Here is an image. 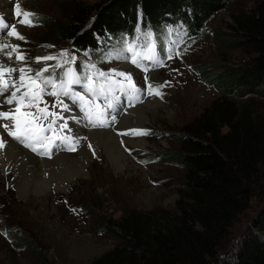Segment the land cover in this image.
<instances>
[{
    "label": "rangeland",
    "instance_id": "rangeland-1",
    "mask_svg": "<svg viewBox=\"0 0 264 264\" xmlns=\"http://www.w3.org/2000/svg\"><path fill=\"white\" fill-rule=\"evenodd\" d=\"M99 1L26 0L22 8L15 10L14 19H9L11 26L7 24L11 30L14 22L17 25L25 19L23 12L35 14L29 18L33 26L21 24L27 32L23 51L28 57V65L22 62L21 67L26 68L27 75L32 77L41 72L35 86H43L46 77L55 72L64 74L78 63L83 65L84 70L80 74L73 70L80 78V83L69 86L68 96L63 95L67 81L64 75L62 79H51L53 83L57 81L55 89L48 85L43 93L37 92L36 87L33 92L29 91V97L34 92L37 96L31 101L27 97L28 104L34 103L40 111L33 107L24 108L23 112L35 115L22 116L20 127L25 123L35 125L55 120V132L60 133L59 148L49 154V159L53 158V153L68 151L69 147L75 145L76 150L69 151L70 154L79 152V156L85 160L91 157V165L87 175L78 178L66 190L56 186L61 179L80 171V167L70 163L56 162L53 166H43L26 192L19 190V182L12 178L11 169V178L7 181L0 176V264H91L105 253L125 247L113 231L107 230L105 222L117 231L115 222L134 212L150 215L145 218V223L155 222L157 225H163L167 219L179 214L183 203H189L180 192L185 185L186 169L156 154L177 151L175 135L182 133L185 124L199 115L213 99L221 96L222 91L224 97L227 86L224 85L225 80L215 81L213 74L230 69L240 70L251 60L249 48L233 29L234 17L255 10L258 0H229L228 7L208 21L200 36L192 39L184 40L177 32L171 31L163 36L160 43L153 36L145 34L141 35L142 45H132L131 51L127 44L116 46L113 40L108 39V45L102 48L107 56L103 55L97 60L90 54L73 49L68 43L53 41L45 21L51 16L68 17L73 4L91 6ZM2 20L0 14V22ZM110 46L113 47L111 50ZM2 48L6 49L4 45ZM44 48L48 49L47 56L54 57L51 66L42 65L41 62L45 60L37 62L38 53ZM117 73L130 75L131 83ZM117 84L121 88L125 87V91L132 89L131 84L140 89V92H136L138 100L135 105L145 103L148 98L154 101H147L150 103L148 106H151L148 111L150 121L141 122L147 126L148 134L143 135L147 139L146 146L137 148L129 145L128 151V145H121L123 150L128 151L122 174L105 156L102 145L93 143V139L81 144L70 127V120L75 118V114H80L83 120L78 102L69 98L79 97L80 94L92 98L105 111L108 124L102 129L112 130L113 125L117 127L118 122L115 120L122 112V101L125 103V95L118 102L113 99ZM148 85L154 88L166 86L160 87L162 95L156 96L147 94ZM29 87L25 84L23 88ZM51 91L59 95H49ZM247 101H251V105L264 114V88L252 92L248 97L236 99L238 103ZM67 104L70 113L64 107ZM113 115L115 122L112 120ZM131 124L140 125L138 122ZM133 129L135 127L118 129L115 136L119 137L120 131L126 133ZM77 140L79 143H76ZM15 141L22 146L19 141ZM89 144L91 148L87 147ZM22 165L16 163L13 167L25 173L26 169ZM182 199L185 202L182 203ZM263 210L264 196L255 198L230 228L229 235L218 242V254L230 255L237 248L243 233ZM195 227L202 228L199 223ZM128 241L135 243L136 239L133 237L124 243ZM136 251L139 255L143 253L142 249Z\"/></svg>",
    "mask_w": 264,
    "mask_h": 264
},
{
    "label": "trees",
    "instance_id": "trees-1",
    "mask_svg": "<svg viewBox=\"0 0 264 264\" xmlns=\"http://www.w3.org/2000/svg\"><path fill=\"white\" fill-rule=\"evenodd\" d=\"M228 4L229 0H100L91 6L73 4L71 15L51 16L44 24L53 41L68 43L97 60L105 54L102 48L108 39L118 46L139 45L145 34L161 43L171 31L184 40L198 37ZM234 23L249 48L250 62L240 70L213 74V80H225L224 97L222 91L175 135L177 151L156 154L186 169L180 192L189 203L182 199L180 213L163 225L145 223L150 215L137 212L116 221L117 231L105 222L125 247L91 264H264V210L230 255L218 254V242L251 202L264 196V114L251 101L236 102L264 88V0H258L252 12L236 15ZM72 70L80 74L84 68L78 63ZM54 78H64L63 73L46 77ZM196 223L202 228L196 229ZM133 237L135 243H124ZM138 249L143 253L137 254Z\"/></svg>",
    "mask_w": 264,
    "mask_h": 264
},
{
    "label": "bare ground",
    "instance_id": "bare-ground-1",
    "mask_svg": "<svg viewBox=\"0 0 264 264\" xmlns=\"http://www.w3.org/2000/svg\"><path fill=\"white\" fill-rule=\"evenodd\" d=\"M26 0H0V14L3 17L2 23L5 22V24H11L9 23V19H14L13 14L15 13V10L20 7L22 8L25 4ZM7 30H1L0 31V64H10L14 68L19 69L21 67L22 61H19L16 59L17 52L14 50V47L16 45L19 46V52L22 53L25 56V61L23 63L27 62V56L25 52L23 51V41L25 40H19L15 37L6 35ZM13 26L16 27L18 33L20 35H23L26 38L27 32L25 29L21 26V24L15 25V22L13 23ZM3 45H8L6 49H3ZM48 49L44 48L41 49L38 53V57H44L48 55ZM42 61V60H41ZM53 60H45L42 61L41 64L44 66H51L53 63ZM27 64V63H26ZM38 64V63H37ZM24 65V64H23ZM28 65V64H27ZM8 67L9 65H5ZM11 66V67H12ZM10 67V68H11ZM122 67H127V65H123ZM26 69V68H25ZM19 73L15 72L12 73L11 76L7 77L8 81L13 83V81L17 82V86H19L18 81ZM31 75H27L25 70V82L24 85H29V88H21V92L17 93L18 96L21 95L22 92L25 90L32 91L35 88V84L30 82ZM14 90L11 87L9 88L8 92H5L3 97L0 101V112H10L11 109L16 107V104L13 103L11 105L6 103L7 97L9 93ZM77 101V100H76ZM150 101L151 103H154V101L150 98L146 100L145 103L135 105L134 103L128 102L124 103L122 101L123 107L122 112L119 113L116 120L118 122L117 127L115 125L112 126V130H106V129H92L89 128L87 125L84 124L83 120L80 118V114H75V118H72L70 120V127L73 130L74 134H77L79 139L81 140V144L84 142H89L91 139L94 140L93 143L97 142L98 145H102L101 147L105 151V156L109 158L111 163L114 164V168L118 173L122 174L123 167L125 165V162L128 159L127 152L129 151V145L132 147L137 148H144L147 144V139L145 136H133L130 135H123L122 133H125V131H120V136H115V132L118 131V129H132V127H135V130H145L147 126L141 122L142 121H150V116L148 114V111L150 110L148 106L150 103L147 102ZM79 106V105H78ZM153 106V105H152ZM68 113H70L69 105L67 104ZM80 112V110H79ZM21 113H23V110L21 109ZM77 113V112H72ZM16 118L21 122L22 115L20 113L14 114ZM114 121V122H115ZM139 123L140 125L131 124ZM7 123L9 126H11V120H4L0 119V124ZM0 135L3 137L5 142V147L0 149V176L7 181L9 178H11L9 170H12V178L19 182V190L22 192H26L30 185L37 179V176L39 172L41 171V168L45 165H52L56 162L60 163H70L71 165L74 164L75 166L80 167L79 172L66 176L65 179H61L60 183L56 186L60 190H66L67 187H69L72 183H74L78 178L85 177L87 175V171L90 169V159L88 160L82 159L81 156H79V152H75L70 154L69 151H59V153H53V158L49 159V157H38L35 155H32L29 151L22 148L13 137L7 135V131L3 128H0ZM14 140V141H13ZM119 141V143H118ZM128 145V148L126 147V150H123L122 146ZM95 145V144H94ZM123 146V147H124ZM97 147V145H96ZM100 147V146H98ZM94 149V148H93ZM92 149V150H93ZM84 151V150H83ZM97 151V150H96ZM126 151V152H125ZM99 152V151H98ZM56 155V156H54ZM82 155V154H81ZM86 157V156H85ZM104 157V156H102ZM102 158H99L98 160H101ZM93 160V159H92ZM16 163L23 164L22 166L25 167L26 171L25 173H21L17 169H15L13 166H15ZM53 166V165H52ZM65 168V167H64ZM43 189V188H42ZM44 190V189H43Z\"/></svg>",
    "mask_w": 264,
    "mask_h": 264
},
{
    "label": "snow or ice",
    "instance_id": "snow-or-ice-1",
    "mask_svg": "<svg viewBox=\"0 0 264 264\" xmlns=\"http://www.w3.org/2000/svg\"><path fill=\"white\" fill-rule=\"evenodd\" d=\"M23 16L25 17L24 20H21L19 21L20 24H25L27 23L29 26H33L32 24V20L29 19L30 17H34L35 14L34 13H30V12H23ZM9 28V25L7 24H4L2 22H0V29H8ZM6 35L8 36H12V37H15L19 40H24L25 37L23 35H20L16 29L15 26H12L11 27V30L10 31H7L6 32ZM5 48L9 47L8 45H4ZM132 49V45H128V50L131 51ZM14 50L17 52V55H16V59L19 60V61H25V56L19 52V46L16 45L14 47ZM63 55H66V53H64ZM169 59H171V56L168 57ZM54 57L52 56H44V57H38L37 58V62H39L40 60H53ZM133 63H135L136 61L133 59L132 61ZM47 69H44V71H46ZM145 71H147V69H145ZM15 72H18L19 73V77H18V81H19V86H17V82L16 81H13V83L11 85H9V82H8V79L7 77L11 76L12 73H15ZM65 77H67V81H66V85L64 87V90H63V95L65 96H68L69 95V92H70V85L71 84H74V83H80V78L76 75V73L72 70V69H69L67 72H65L63 74ZM101 76L104 75V73H100ZM117 75L121 76L124 78V80L128 81L129 83H131V76L130 75H126L125 73H117ZM41 76V72H37L35 73V76L33 77H30V82L35 84L36 83V79L39 78ZM145 79L147 80V77H145ZM24 82H25V69L23 67L17 69V68H14V67H6L4 64H0V95H3L5 92H8L9 90V87H11L12 90L8 97H7V100H6V103L11 105L13 103L16 104V107H14L13 109H11L10 112H0V119H4V120H11V126H9V124L7 123H2L0 124V128H3L4 130L7 131V135L8 136H11L13 137L15 140L19 141L20 143L22 144H25V146L27 147H30L32 149V151H37V148L36 147H33L31 144H28L26 143L27 141V137L24 136L21 132V128H20V121L16 118V116L14 115L15 113H20L22 116H25V117H29V116H34L35 114L34 113H31V112H23L21 113V108H20V100L23 98V97H27L29 95V91L28 90H25L23 93H21L20 96L17 95V93H20L21 92V88L24 87ZM48 85H51V87L53 89L56 88V85L55 83H53V81L51 79L49 80H45L43 82V86L37 84L36 86V91L39 92V93H43L45 88L48 86ZM166 85H160L159 87H153L152 85H148V91H147V94L148 95H156V96H161L162 93L159 91V88L160 87H164ZM131 87L132 89L135 91V92H140V89L137 88L135 86V84H131ZM89 90H91L89 88ZM49 95H53V96H56V95H59V93H57L56 91H51L48 93ZM70 99H72L74 102L75 100L79 99V100H84V97H69ZM29 107H33V108H36V105L34 103H30L29 104ZM65 109H67V105H64ZM37 111H40V109L36 108ZM50 115H57L56 113H50ZM46 118V117H45ZM60 119H63L62 117H59ZM112 120L114 121L115 120V116L113 115L112 116ZM55 124V120L51 121L48 125V129H51L52 125ZM93 126H96L95 124ZM102 126H107L106 123L102 124ZM61 127H64L63 125ZM46 129V130H48ZM123 135H128V134H131V135H135V136H143V135H147L148 132L145 131V130H130V132H126V133H122ZM63 139H70L69 137H63ZM76 143H79V141L77 140ZM5 147V142H4V139L3 137H0V149L4 148ZM87 147L91 148V145H87ZM76 150V147L75 145L71 146L68 148V151H75ZM42 154H45V155H48L49 153L48 152H45V153H42ZM94 154V153H93Z\"/></svg>",
    "mask_w": 264,
    "mask_h": 264
}]
</instances>
